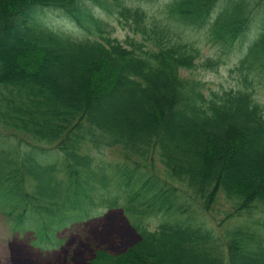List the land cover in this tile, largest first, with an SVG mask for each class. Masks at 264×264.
<instances>
[{"label":"trees","instance_id":"obj_1","mask_svg":"<svg viewBox=\"0 0 264 264\" xmlns=\"http://www.w3.org/2000/svg\"><path fill=\"white\" fill-rule=\"evenodd\" d=\"M138 1L0 0V137L15 140L0 147L3 212L60 241L97 206L123 207L139 239L96 248L91 264H264V0H167V21ZM54 10L80 33L47 22ZM100 11L132 33L114 36ZM257 21L237 86L205 90L187 75L219 60L183 31L205 28L229 51ZM102 145L122 161L96 162ZM176 192L191 203L175 207Z\"/></svg>","mask_w":264,"mask_h":264},{"label":"rangeland","instance_id":"obj_2","mask_svg":"<svg viewBox=\"0 0 264 264\" xmlns=\"http://www.w3.org/2000/svg\"><path fill=\"white\" fill-rule=\"evenodd\" d=\"M166 1L140 0L138 3L147 8L150 13L167 21V16L163 17L161 13V7ZM100 13L115 26L114 36L124 39L128 33H132L127 27L119 24L114 17L105 14L103 11H100ZM45 19L57 28L76 34L80 33L57 10L48 12L45 15ZM260 25V21H257L245 38L229 51H225L219 43L210 38L205 28H187V30L182 32L183 37L196 40L201 45L204 57L219 60L218 66L214 68L200 65L194 70L186 71L187 75L201 79L204 82L203 89L205 90L237 86L239 84V72L232 69L235 68L237 62L244 55L247 45L254 38L256 32L260 30ZM256 83V96L264 105V84L258 80ZM13 141L15 140L12 138L3 137V140L0 138V147H6L9 142L12 143ZM92 153L97 156L96 162L104 161L106 165L111 162L117 163L123 159L116 147L102 145L99 148H94ZM58 155L55 153L51 158L53 159ZM156 159L155 166L158 167L160 166V161L158 157ZM111 183H113V180H111ZM176 184L182 192L187 190L183 184ZM112 188L115 190L114 184H112ZM176 195L180 197L175 199V207L179 206L180 203L183 205L184 202L191 203V198L189 197L191 195L180 192H176ZM148 198L149 194H146L144 200ZM121 202H126L124 196L121 197ZM228 206L230 207L229 203L225 201L218 205V217L223 215L224 210ZM193 207L199 208L198 204H193ZM3 209L5 207L3 208L0 202V264H91V258L94 256L96 248L106 247L112 252H120L140 237L130 220L133 215L129 213V217L123 207L97 206L93 215L82 220H75L60 228L56 233L60 241L40 239L34 227L35 223L30 219H27L28 228L24 230L13 227ZM176 213L174 208L169 212L159 211L155 213L154 216L149 218L151 228L157 227L167 216L175 215ZM261 214L257 209L249 217L258 219L262 217Z\"/></svg>","mask_w":264,"mask_h":264}]
</instances>
